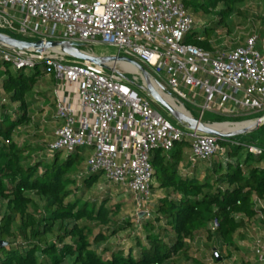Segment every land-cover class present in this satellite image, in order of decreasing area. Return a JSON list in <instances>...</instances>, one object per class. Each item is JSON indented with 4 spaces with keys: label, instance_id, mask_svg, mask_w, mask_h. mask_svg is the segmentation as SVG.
I'll use <instances>...</instances> for the list:
<instances>
[{
    "label": "built area",
    "instance_id": "built-area-1",
    "mask_svg": "<svg viewBox=\"0 0 264 264\" xmlns=\"http://www.w3.org/2000/svg\"><path fill=\"white\" fill-rule=\"evenodd\" d=\"M194 29L199 28L183 0H0L1 33L27 41L65 40L90 49L113 48L148 67L158 89L185 108V103L193 107L197 117L186 109L200 121L206 112L228 119L263 115L264 54L256 48L259 35L235 42L226 30L221 35L217 29L210 40L212 49L204 50L184 42ZM74 60L0 42V61L11 69L42 64L43 74L54 79L51 119L56 125L47 152L71 154L87 148L84 171L100 172L132 196L131 219L139 231L142 221L153 217L149 206L153 151L167 152L174 142L185 139L188 159L194 163L209 160L223 149L214 135L183 122H179L183 129L171 125L124 76ZM1 92L0 85V100L4 101ZM248 150L261 153L253 143ZM254 201L256 207L264 205L261 199ZM252 250L254 261L264 264V241L259 236Z\"/></svg>",
    "mask_w": 264,
    "mask_h": 264
},
{
    "label": "trees",
    "instance_id": "trees-1",
    "mask_svg": "<svg viewBox=\"0 0 264 264\" xmlns=\"http://www.w3.org/2000/svg\"><path fill=\"white\" fill-rule=\"evenodd\" d=\"M249 1L183 0L192 15L214 17L190 31L184 42L211 50L215 30L225 27L229 34L233 16L247 17ZM258 1L262 12L257 32L264 37V0ZM6 64L0 61L5 99L0 100V264H179L191 256L199 232L213 244V257L219 263L215 253L223 259L224 246L235 249V239L245 237L250 221L257 218L264 223V205L256 207L254 201L264 203V166L259 165L264 160V126L257 130L262 137L252 140L261 150L257 155L249 152L250 143L236 137L219 140L223 151L209 160L189 161L182 168L189 147L185 139L174 142L167 152L153 151L151 190L163 189L166 194L156 200L153 217L143 220L139 231L132 230V222L119 216L121 203L112 204L108 194L101 199L85 197L102 176L84 171L87 148L61 157L58 150L49 153L33 141L15 139V130L30 124V96L43 75V65L25 72ZM211 120L243 121L220 116ZM125 230L131 233V246H101ZM241 264L259 263L244 260Z\"/></svg>",
    "mask_w": 264,
    "mask_h": 264
},
{
    "label": "rangeland",
    "instance_id": "rangeland-1",
    "mask_svg": "<svg viewBox=\"0 0 264 264\" xmlns=\"http://www.w3.org/2000/svg\"><path fill=\"white\" fill-rule=\"evenodd\" d=\"M245 10L247 12V17L244 19L245 21L242 20L241 18H237V16L232 17L233 25L231 28V32L229 34L232 40H234L235 42H242L250 34H258L257 29L259 28V14L262 12V5L259 3L258 0H251L245 6ZM193 17H194L195 25L197 28H200L201 26H203L205 22L207 23L209 20L214 19V17L211 15L204 16L201 14L193 15ZM225 30H226L225 27L218 28V31L220 32L221 35L225 34L224 33ZM256 48L258 49L257 44H256ZM86 49H88L90 52L94 54L99 53L101 55H108V54L116 53L115 49L106 47V46H96L91 49L90 48H86ZM71 61L73 62V60H68L67 62H71ZM74 61L77 62L78 60H74ZM5 67H8L9 69H11V66L9 64H6ZM116 68L120 70L121 72H123L127 81L133 84L134 87L136 86L133 82L135 83L140 82L139 76L133 73L124 71L122 68L119 67L118 64H116ZM144 68L149 72L148 67L144 66ZM28 69L29 68H25L24 69L25 72H27ZM0 70H3V69H0ZM149 73L152 74L151 71ZM152 76L155 77L154 74H152ZM1 93L4 94L3 91ZM144 95L147 96L145 93ZM167 95L170 96L169 94ZM147 97L151 101V104L154 107V109H156L161 115H163V117H165L170 122L171 125H173L174 127L183 129V126L179 123L177 118L171 115L166 109L156 104L149 96ZM185 106L187 109L191 111L192 115L197 117V112L195 111L193 107H191L187 103H185ZM213 116H214L213 114L206 112L203 115L202 121L206 123H213V122H210L212 121L211 117ZM251 117L253 118L255 116H243V117H240L239 119L246 120ZM30 120H31L30 124H28L26 127L25 126L20 127L15 130L14 133H16V131L19 130V133L17 134L15 138L19 142H22L25 140L33 141L36 144H38L39 147L42 148V150H45L48 144L47 142L48 138L46 137H48L50 132L47 130V127H43V129H41L42 132L38 131L40 129L39 125L37 126L33 124L34 123L33 119H30ZM50 120L51 118H49V121ZM46 121H48V118H46ZM258 129L249 131L248 133H245V134L238 135L236 136V138L241 139L244 144L252 143V140H256L259 137L261 138L263 135L262 134L260 136L261 132H258L257 131ZM37 134H41V136L45 137L46 141L44 140L41 141L40 138L37 137ZM262 139H264V136L262 137ZM185 150H187V147H185ZM240 151L244 152L245 147H242ZM66 155L67 154L64 151L61 153V157H65ZM83 165L84 163H81V167ZM259 165L264 166V160L260 162ZM107 194L110 196L109 200L112 204L118 203V201L121 199L126 202L127 206L124 207L122 210H120L119 216L127 217L129 219L134 212L132 196L129 194H125L118 186L106 180L103 177V175L100 177L98 182L92 186L90 193H87L85 197L89 195H92V196L99 195L101 199L104 195H107ZM149 206L152 210L154 209L153 202H151ZM132 230H133V227H132ZM205 236L206 235L204 233L198 234L197 241L195 242V244L192 245L191 250H190L191 256L188 259H185V258L181 259L179 264H195L194 262L190 260L191 257L197 260L198 264H239V263L241 264V261H244V260L255 262L254 261L255 259L253 256V250H252L253 240L256 236H259L264 241V223H262L257 218L250 221L247 225V229L245 230V237L243 239H237V238L235 239V242H236L235 249L232 247L229 249L225 246L221 249L220 254L223 256V259H220L221 261L219 263H217L213 257V253H212L213 248H214L213 244H210L209 242H207L205 240Z\"/></svg>",
    "mask_w": 264,
    "mask_h": 264
},
{
    "label": "water",
    "instance_id": "water-1",
    "mask_svg": "<svg viewBox=\"0 0 264 264\" xmlns=\"http://www.w3.org/2000/svg\"><path fill=\"white\" fill-rule=\"evenodd\" d=\"M0 42L6 45H9L18 49H31L35 52H44L45 55L50 52H56L66 57L72 59L87 61L96 65H100L106 70H112L122 76L123 72L116 68L117 62H126L130 65L136 67L140 74V82L135 83V86L147 96H149L156 104L160 105L166 109L171 115H173L179 122L185 123L188 127L196 129L199 132L210 134L216 136L219 140L234 138L238 135L248 133L249 131L256 130L264 126V114L250 120L251 125L243 128H239L230 132H222L213 127L214 124L221 123H232V122H213L206 123L200 121L198 118L192 117L190 115L184 114L178 109L174 108L163 96L161 91L157 87H154L148 80L151 78L150 73L137 61L121 54H108V55H98L85 50L88 46L83 43H76L65 40H36V41H27L18 38L8 36L0 32ZM125 77V76H124ZM126 78V77H125ZM152 79V78H151ZM156 83V82H155ZM157 85V84H156ZM235 122V123H242ZM247 122V121H244ZM249 122V121H248ZM2 244V243H1ZM217 256V261L221 258L218 256V253H215Z\"/></svg>",
    "mask_w": 264,
    "mask_h": 264
},
{
    "label": "crops",
    "instance_id": "crops-1",
    "mask_svg": "<svg viewBox=\"0 0 264 264\" xmlns=\"http://www.w3.org/2000/svg\"><path fill=\"white\" fill-rule=\"evenodd\" d=\"M257 45H258V50L262 54H264V37L263 36L259 35ZM53 86H54V81H51L49 76H46L44 74L41 75L40 79L36 83L35 89L33 90V94H31L32 96H30L32 100L30 101V105L28 106V114L30 116V119H33V122H34L33 124L37 126L39 125L40 127L38 131L42 132L41 129H43V127H47V130L50 132L48 137H46L48 138L47 139L48 143L51 142L54 138L53 129L56 125L55 122L51 121L52 119L49 121V118L52 117V114L54 112ZM46 118H48V121H46ZM18 133H19V130L16 131V133H14V137H16ZM37 137L40 138L41 141L42 140L46 141V138L41 136V134H37ZM85 150H86V153H85L84 160H86L89 154V150L88 149H85ZM184 153H186V158L180 162V168H182L184 165H186L189 162V159H188L189 147L187 148V150H184ZM165 194H166L165 190L155 188L154 190H152L151 202L155 204L156 200L162 198ZM118 203H121L120 210H122L124 207L127 206L126 202L122 199L119 200ZM129 220L132 222L131 217L129 218ZM132 226H133V230H135V226L133 222H132ZM202 233L203 232H199V234H202ZM132 242L133 241H132L131 233H129V230H125V231L118 232L108 237L107 240L101 243V246H104V247L111 246L112 247L114 245L123 244L125 247H127V246H131Z\"/></svg>",
    "mask_w": 264,
    "mask_h": 264
},
{
    "label": "bare ground",
    "instance_id": "bare-ground-1",
    "mask_svg": "<svg viewBox=\"0 0 264 264\" xmlns=\"http://www.w3.org/2000/svg\"><path fill=\"white\" fill-rule=\"evenodd\" d=\"M116 64L119 65L120 68H122L124 71L126 72H130L133 73L137 76L140 77L139 71L136 67H134L133 65H130L126 62H117ZM149 82L154 86L157 87L156 83L154 82L153 79H151L150 77L148 78ZM162 93V96L176 109H178L179 111H181L184 114H191L181 103L177 102L173 97L168 96L167 94ZM251 125V122L247 121V122H242V123H221V124H214L213 127L217 130H220L222 132H230L239 128H243V127H247Z\"/></svg>",
    "mask_w": 264,
    "mask_h": 264
}]
</instances>
